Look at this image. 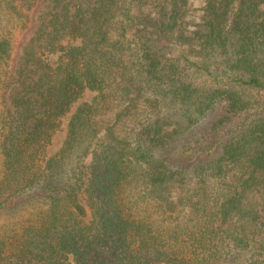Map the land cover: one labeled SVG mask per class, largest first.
Listing matches in <instances>:
<instances>
[{
	"label": "trees",
	"instance_id": "obj_1",
	"mask_svg": "<svg viewBox=\"0 0 264 264\" xmlns=\"http://www.w3.org/2000/svg\"><path fill=\"white\" fill-rule=\"evenodd\" d=\"M203 1L0 0V264H264V0Z\"/></svg>",
	"mask_w": 264,
	"mask_h": 264
},
{
	"label": "rangeland",
	"instance_id": "obj_2",
	"mask_svg": "<svg viewBox=\"0 0 264 264\" xmlns=\"http://www.w3.org/2000/svg\"><path fill=\"white\" fill-rule=\"evenodd\" d=\"M190 7H191V12L189 14V22L190 24H192L190 26V30H194V26L193 23L197 22L199 19V16L202 13V9L205 5L203 0H191L190 2ZM12 12L14 14V17L11 18V21L9 20V17L7 16L8 13ZM0 13L4 16V19L6 21V23L8 24V26L13 28V34H15L16 36L18 35V31H20V24L22 22V19L24 20L25 17H23L24 12H22L20 9H12L11 6H7L6 4H3L2 8H0ZM58 58L57 55H53L50 56L49 59L51 62L56 61ZM93 97L92 94H89L86 96L87 100H90ZM71 119V115H68L64 118L63 120V125L62 128L60 130H58L54 137H53V141H52V145L49 147L48 151H47V158H50L51 156L55 155L62 147L64 141L67 138V125L69 123ZM85 146L84 141L80 142L77 149H76V153L78 154L80 153L83 148ZM79 202L81 203L82 206L85 207V209L88 212V216L86 218V221L88 222L90 219V210L87 206V201H86V196L84 194H80L79 195ZM6 220V216H1L0 217V225H2Z\"/></svg>",
	"mask_w": 264,
	"mask_h": 264
}]
</instances>
